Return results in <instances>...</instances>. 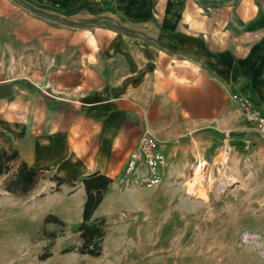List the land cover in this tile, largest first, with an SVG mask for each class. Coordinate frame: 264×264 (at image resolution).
<instances>
[{"label":"crops","instance_id":"0c3cea01","mask_svg":"<svg viewBox=\"0 0 264 264\" xmlns=\"http://www.w3.org/2000/svg\"><path fill=\"white\" fill-rule=\"evenodd\" d=\"M141 11L149 14V8ZM150 12L151 19L97 34L83 71L63 74L61 87L52 78L56 72L40 71L37 62L28 70L0 65V148L66 179L58 185L41 178L28 194L8 192L31 198V205L60 204L62 216L49 214L69 223L74 211L80 224L85 179L110 177L93 214L107 220L105 248L112 235L126 231L125 215L134 214L126 205L141 189L119 179L145 130L162 141L168 160L175 141L191 130L254 132L233 93L249 96L264 113V0H158ZM63 50L56 58L63 59Z\"/></svg>","mask_w":264,"mask_h":264},{"label":"rangeland","instance_id":"374dc122","mask_svg":"<svg viewBox=\"0 0 264 264\" xmlns=\"http://www.w3.org/2000/svg\"><path fill=\"white\" fill-rule=\"evenodd\" d=\"M106 1L0 0V65L20 63L28 70L37 62L40 71L56 72L52 78L61 87L63 74L83 71L81 62L98 46L97 34L107 35L128 20L153 18L158 0H113V6ZM134 4L139 10L132 13ZM145 7L149 14L143 16ZM17 36L37 38L20 42ZM62 49L67 54L58 55L60 60L55 55ZM227 143L232 149L222 172L218 154ZM170 150L163 183L138 186L134 203L126 205L135 208L125 215L126 231L112 235L107 248L104 241L99 256L79 251L74 211L69 223L47 221L62 206L31 205V198L15 197L6 189L9 175H1L0 264H264V141L248 130L234 136L202 127ZM202 160L207 166L199 182L195 166ZM51 176L45 171L41 178Z\"/></svg>","mask_w":264,"mask_h":264},{"label":"trees","instance_id":"16d2710c","mask_svg":"<svg viewBox=\"0 0 264 264\" xmlns=\"http://www.w3.org/2000/svg\"><path fill=\"white\" fill-rule=\"evenodd\" d=\"M45 170L29 165L19 159L16 150L10 152L0 148V176L8 174L6 189L11 192L28 194L36 185ZM94 176V175H93ZM85 179L87 199L84 205L83 221L78 226V232L82 240L79 251L91 256H99L104 249V240L107 233V220L105 217H93L95 209L103 199L104 190L112 179L105 175ZM51 179L58 185L66 179L59 175H52ZM47 221L54 220L62 224L65 222L54 214L47 216ZM49 252L42 258L50 256Z\"/></svg>","mask_w":264,"mask_h":264},{"label":"built area","instance_id":"2783aa9c","mask_svg":"<svg viewBox=\"0 0 264 264\" xmlns=\"http://www.w3.org/2000/svg\"><path fill=\"white\" fill-rule=\"evenodd\" d=\"M242 115L256 135L264 141V113L255 101L242 93H233ZM162 141L149 130L140 136L135 148L130 151L123 169L120 183L132 186L157 187L163 183L167 156ZM225 149V148H224Z\"/></svg>","mask_w":264,"mask_h":264},{"label":"bare ground","instance_id":"6f19581e","mask_svg":"<svg viewBox=\"0 0 264 264\" xmlns=\"http://www.w3.org/2000/svg\"><path fill=\"white\" fill-rule=\"evenodd\" d=\"M225 148V149H224ZM224 148H222V150L220 151L219 155V159L217 161V166L218 169L222 172H224L225 167L227 168L228 165V161L230 158V151L232 149V145L230 143H227L226 146H224ZM206 166H207V162L204 160H202L201 162L199 161L198 164L195 166L196 167V177L197 180L199 182H202L204 174L206 172ZM212 175H211V179L210 181L212 182ZM195 178V177H194Z\"/></svg>","mask_w":264,"mask_h":264}]
</instances>
